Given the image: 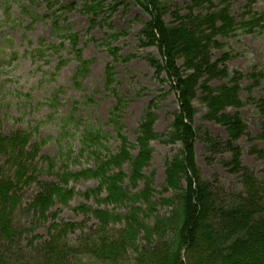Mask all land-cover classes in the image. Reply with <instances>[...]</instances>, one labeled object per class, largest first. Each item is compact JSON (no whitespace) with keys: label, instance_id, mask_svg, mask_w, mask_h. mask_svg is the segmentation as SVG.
<instances>
[{"label":"rangeland","instance_id":"rangeland-1","mask_svg":"<svg viewBox=\"0 0 264 264\" xmlns=\"http://www.w3.org/2000/svg\"><path fill=\"white\" fill-rule=\"evenodd\" d=\"M211 1L214 10L223 4L220 0ZM103 2V13L92 16L85 12L82 0H0V34H6L0 41V139L16 132L31 134L25 146L26 155L33 153V144L39 145L36 155L20 160L26 165V177L30 179L18 182V191L13 193L15 208L9 218L15 232L10 238L0 235V264H47L46 246L58 237V246H76L64 252L67 264H105L89 249L103 237L111 240L117 236L124 223H111L102 229L91 209L114 210L122 215L127 209L104 202L106 192L85 198L83 194L96 189V179L69 177L66 187L74 190V196L66 204L56 202L44 216L36 214L30 205L41 192V183L59 182L56 172L60 174L66 168L79 171L93 164L92 155L80 154L79 139L87 128H101L107 133L108 138L102 141L104 147L99 150L101 155L116 152L122 141L128 147L134 146L131 152L136 155L141 123L149 109L155 115L154 132L164 135L181 111L177 79L165 71L157 73L150 61V58L162 64L165 61L158 37L152 39L148 35L150 31H144L153 17L151 9L136 5L134 0ZM159 2L166 3L164 20L173 25L177 22L173 13L184 16L192 0ZM70 3L75 5L69 10L65 7ZM229 4L235 23L250 18L244 15L248 8L256 17L264 13V0H232ZM23 9L29 10L31 16L23 14ZM67 34L77 39L75 50L70 39H64ZM213 39L220 46L213 47L210 56L212 61L228 56L218 67L227 75L208 81L206 76L196 79L190 104L195 109L191 122L197 131L192 139L197 171L201 180L211 183L217 202L223 205L240 196L250 197L247 182L251 180L246 181L244 177L248 173L255 182H261L256 195L259 208L264 209V139L259 138L264 118L258 108L260 102L264 103V31L244 33L238 29L233 35H215ZM77 50L82 51L81 58L89 61V65L76 79L80 65ZM184 64V58L177 60L181 73L190 76L193 70ZM232 78L237 81L233 82ZM204 83L216 92L224 84L238 85L242 105L225 110L229 114L239 113L244 121L246 129L236 140L230 138L224 124L209 117L203 99ZM117 107L121 134L109 121V115ZM206 138L219 142L222 147L228 148L229 142L237 147L238 172L233 168V151L226 150L225 146L219 151H210V141ZM149 145L150 162L143 170L146 179L139 181L135 190L140 191L150 182L155 206L154 210L148 209L147 221L152 224L159 216L170 213L171 208L160 200L174 195L171 190L164 192L163 188L167 164L180 154L182 145L167 143L165 137L151 140ZM11 159L10 152L0 148V181L9 178L17 182ZM121 170L130 173L129 162H124ZM125 182L129 184L128 177ZM181 185L186 186L185 178ZM64 223H75L77 227L66 231L62 227ZM141 237L137 247L145 245ZM87 242L89 245L85 246ZM160 242L165 247V241ZM156 243L153 238L152 246ZM242 251L245 262L247 253ZM138 260L139 254L130 248L120 264H134ZM182 260L186 262L185 253Z\"/></svg>","mask_w":264,"mask_h":264},{"label":"trees","instance_id":"trees-1","mask_svg":"<svg viewBox=\"0 0 264 264\" xmlns=\"http://www.w3.org/2000/svg\"><path fill=\"white\" fill-rule=\"evenodd\" d=\"M103 1L105 0H82L85 12L92 16H99L105 8ZM134 1L136 5L146 10L151 9L153 12V17L146 23L144 31L145 33L150 31L148 35L152 39L158 37L160 52L164 54L165 61L163 64L154 58H150V61L156 67L157 73L165 71L177 79L176 86L182 102L181 111L174 117L171 130L164 135L154 132L155 115L149 109L141 123L136 155H132L131 152L134 146L128 147L125 141L118 145L116 152L101 155L99 150L104 147L102 141L108 138L107 133L101 128H87L79 139L80 154L87 152L89 156L92 155L93 164L79 171L66 168L60 174L56 172V177L60 178L59 182L41 183V192L35 197L30 208L36 214L44 216L56 202L66 204L74 196V190L66 187L69 177L72 179L93 178L97 180V187L83 194L85 198L106 192L104 202L117 207L121 205L127 209L125 215L114 210L91 209L102 229L111 223H124L117 236L111 240L103 237L89 249L99 262L120 264L126 250L131 248L139 254V260L134 264H194V261L195 264H264V209L259 208L258 195H256L261 182L258 180L255 182L248 173H245L246 181L251 180L247 182L251 188L250 197L240 196L226 205L217 202L211 183L201 180L197 171L192 140L197 131L195 128L193 130L191 122L195 109L190 104L198 76V80L206 76L208 81L219 75H227L224 70L220 72L218 67L220 62L228 59V56L224 55L215 61H212L210 56L212 48L220 46L213 37L215 35L230 36L238 29L244 33H259L260 29L264 31V13L256 17V14L248 8L244 15H250V18L235 23L229 12V1L232 0H220L223 4L217 10H214L211 0H192L187 6L188 12L184 16L173 13L177 22L168 25L164 20V15L167 13L166 3L159 0ZM204 3H208L209 6L204 7ZM74 5L70 3L66 8L72 9ZM69 37L76 43L73 35ZM77 52L80 65L77 67L76 79L84 74L89 65V61L82 60L81 51ZM179 58H184L186 66L193 70L190 76L185 77L183 72L181 73V68L177 67ZM107 77H110V70H107ZM232 81L236 82L237 79L232 78ZM238 90L237 84L232 87L224 84L217 92L210 90L205 83L202 88L209 117L224 124L232 140L239 138L246 129L239 113L225 112L227 107L242 105ZM258 108L264 118V103L260 102ZM118 111L119 107L111 112L109 121L121 134ZM160 137L167 138V143L180 142L182 151L167 164L163 191L171 190L174 195L160 200L161 204L171 208L170 213L159 216L151 224L147 221L149 215L147 212L148 209L154 210L155 203L151 200L153 190L150 182L149 185L146 183L140 191L135 189L139 181L146 179L143 170L150 162L152 149L149 142ZM30 138L31 134L16 132L10 136H2L0 139L2 151L10 152L12 165L16 168L14 175L17 178L15 183L9 178L0 181V235H4L5 238L12 237L15 232L9 218L15 208L16 197L13 193L18 191L16 189L18 182L22 179H30L26 177V165L20 160L24 156H34L39 151L37 148L39 145L33 144L31 147L33 153L26 155L25 146ZM259 138L264 139V125ZM206 141H210V151H219L225 146L222 147L219 142L214 143L209 138H206ZM227 145L234 153L233 168L238 172L236 168L240 164L237 159L239 156L237 147H234L231 142ZM228 148L225 146L226 150ZM124 162H129L130 173L128 174L121 170ZM127 177L130 180L129 184L125 182ZM183 178L186 181L185 187L181 185ZM62 227L66 231H72L76 229L77 224L64 223ZM54 229L57 230V228ZM167 236L168 239L165 240ZM140 237L145 241L143 247H137ZM153 238L157 242L154 246H152ZM161 239L165 241V247L161 246ZM58 245L59 237L47 244L45 255L49 257V259L46 258L47 264H67L64 252L66 249L72 250L76 247H68L66 244L64 245L67 247ZM87 245H89L88 242L85 246ZM242 250L247 253L245 262ZM183 251L186 254L185 263L182 260ZM191 254H194L196 258Z\"/></svg>","mask_w":264,"mask_h":264}]
</instances>
